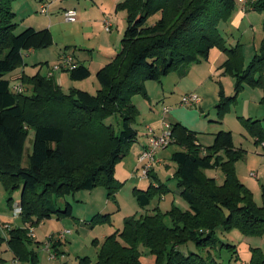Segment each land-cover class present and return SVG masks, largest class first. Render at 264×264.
<instances>
[{"label": "trees", "instance_id": "obj_1", "mask_svg": "<svg viewBox=\"0 0 264 264\" xmlns=\"http://www.w3.org/2000/svg\"><path fill=\"white\" fill-rule=\"evenodd\" d=\"M15 1L0 0V182L9 194V204L11 195L20 191V216L28 224L9 231L8 246L14 259L37 263V254L27 248L34 240L29 237L30 228L53 217L72 218V205L66 201L60 205L68 196L103 186L110 198L121 189L116 166L139 140L134 128L138 110L132 97L142 94L148 98L146 82H161L172 72L205 61L216 48L227 56V71L240 73L234 95L220 103V118L244 84L260 88L264 103V40L261 53L245 71L242 47H227L219 30L220 23L232 16L236 0H126L121 5L127 12L121 49L97 72L96 94H66L53 78L41 74L24 75L22 84L29 85L31 92L16 94L6 75L24 66L23 51L42 50L52 43V37L47 29L27 28L16 34ZM247 7L261 11L264 0H250ZM158 14L159 20L149 25V19ZM66 72L73 81L91 75L79 63ZM243 122L252 137L264 142L261 120ZM170 126L175 144L183 148L173 159L178 164V189L189 210L173 207L164 214L156 208L126 219L122 231L108 236L100 246L95 264H143L141 246L149 249L157 264H224L211 256L185 254L181 247L193 243L209 252L220 246L239 260L236 245L223 243L218 231L236 229L245 236L264 233V210L256 206L252 193L237 177L235 165L244 151L234 147L230 133L218 132L214 144L205 150L197 144L195 132L180 123ZM31 130L34 137L25 167ZM212 168L224 174L222 185L203 173ZM134 193L139 206L147 209L153 198L161 200L166 191L151 184L146 190L135 188ZM110 217L109 213L97 214L91 223H104ZM82 263L90 261L86 257ZM249 264H264V254L255 250Z\"/></svg>", "mask_w": 264, "mask_h": 264}, {"label": "rangeland", "instance_id": "obj_2", "mask_svg": "<svg viewBox=\"0 0 264 264\" xmlns=\"http://www.w3.org/2000/svg\"><path fill=\"white\" fill-rule=\"evenodd\" d=\"M19 1H21L19 4L21 13H18L14 21L18 25L15 33H21L27 26L24 23L32 21L38 24V27H36L38 28L37 30L42 31L47 29L50 31L52 37V43L42 50L37 51L30 49L23 51L24 66L26 68L25 76L33 77L37 74H46L48 70H53L56 65L59 64L58 53L64 50L65 47L72 48L76 45L78 46V54L81 60H85L83 62L86 65L88 64L90 66L91 64L90 73L92 75L83 82H76L71 80V78H66L65 85L63 87L61 86V88L66 94H71L73 91H83L76 88L74 84L85 83L83 84V88H89L90 90V92H86L96 94L97 90L94 89L92 81L98 84L96 78L98 72L96 68L98 64L102 61L104 65L101 68L106 66L105 62L107 61L104 60V56H107L105 54L108 50L112 49L115 52H119L121 49V40L125 33L127 19V12L121 5H123L126 0H117L115 6L113 5V0H102L103 3L99 0L100 3H98V7L102 6L108 9V16H113L115 18L114 22L116 29L114 28L112 34L114 35L113 42H115V36L117 34L119 35L118 40L115 42L116 50L108 46V42L106 41V36H108V34L105 33L102 28L100 29L92 25V23L96 22L93 19L95 15L94 12L86 16V22L82 25L69 23L64 19L65 7L75 6L77 11L81 14L83 13L82 11H90L89 8L95 7V2L93 0H56L52 4L49 14L46 15L40 14L38 9V11L31 7L29 9L26 0ZM22 1L26 2L22 4ZM102 11L105 12L103 9ZM159 18V14L150 18L149 25L154 24ZM219 30L225 39L227 47H235L237 45L242 47L244 70L246 71L255 55L261 53L262 42L264 40V9L257 11L250 7H246V10L243 11L238 0H236L235 10L232 16L226 22L220 23ZM89 45H95L97 48L92 56L86 51L79 50ZM222 55L224 56L223 62L217 67L221 70V73H219L217 77V83L219 81L221 85V88L219 87L220 90L217 100L209 103V109H203L204 111L200 112H197L198 110L181 107L180 100H182L181 98L184 96L182 94L185 92V86L196 82L195 77L190 76L179 84L176 93L172 96L175 100L173 99L165 103V108L170 107V109H172V112L167 116L166 122L169 124L170 122H177L178 119L175 113L182 111V118L187 120L189 122L188 124L196 129L197 138L202 148L205 150L214 144L215 135L218 131L224 130L225 132H229L234 147L237 150L242 149L244 151L242 157L235 165L237 177L252 193L253 201L256 206L264 210V144L258 142L251 136L243 122L244 119H258L261 120L264 128L263 91L260 88H253L244 84L243 89L237 95L236 101L231 104L229 110L220 118V103L224 98L234 95L240 74L235 71H227V67L224 66L227 61V56L224 53ZM34 56L37 59L41 57L42 60L32 63V61L35 60ZM89 59V62L86 61ZM45 62H49V64L47 65ZM61 72L63 75H66V77L68 76L67 73ZM16 73L17 71L14 70L12 73L6 75V77L13 83H22L21 78L16 80L11 78ZM214 80L216 82V79ZM219 83L217 84L218 86ZM146 84L150 85L149 89L152 94L154 95V93H156L155 96H157L159 82L148 81L145 83V89ZM98 87L97 89H99ZM25 88V93L29 94L31 92L30 86L26 85ZM146 92L148 94L147 89ZM221 93L223 97H221ZM154 97L151 98L152 101ZM177 97H180V102H177ZM132 103L138 110L134 119V128L138 131L140 136H143V129H145V126L148 124L144 122L147 110L150 109L151 111L152 107L155 108L156 113H159L160 110L162 112L165 108L163 107V109H161V105L157 103L153 104V106H149V94L148 98L142 94L134 95L132 97ZM159 133H162V130ZM33 137L34 131L31 130L26 140V150L23 159V165L25 167L28 165V156L30 154ZM182 150L183 148L179 145L171 144L167 148L158 151L157 158L162 160V167L158 171V177L153 181L149 180V178L141 179L140 181L135 179L122 180L121 178L123 182L121 189L110 198L108 197L107 189L103 186L97 187L92 191H80L74 195L68 196L60 202V205L63 207L66 202H69L72 205L74 217L61 218L62 220L53 217L35 226L34 232L38 234V232L41 231L42 234H48L47 236L50 237L57 232L67 231V239L66 241H62V246L64 248V254H62L63 264H83L82 259L86 257L89 259L90 264H95L100 246L108 236L122 231L126 219L130 217L138 218L142 214L152 213L156 208L164 214H168L173 207L184 212L189 210V204L181 197L178 189V164L173 159V155ZM122 163H119L116 169L120 167L119 170H122L123 173L127 174L128 172L134 174L132 168H130L128 164ZM203 173L207 178L215 179L217 185H222L224 182V174L218 168L204 170ZM252 174L254 176H252ZM123 178L125 179L126 177ZM151 183L164 188L166 191V194H164L165 199L160 201L159 196H156L152 199L151 205L147 209H142L139 206L133 189L138 187L146 190ZM155 189H158V187H155ZM11 196L13 200L12 203L9 204V194L4 190L0 182V224L4 226L14 225V227L23 226L24 222L22 217L20 215H15V210L19 208L20 191L14 192ZM105 206H109L107 212H109L111 216L110 220L99 224L91 223L94 216L92 214L96 215L97 210ZM86 214L88 217L85 221ZM76 218L79 219L76 220ZM167 223L168 225L171 223L169 218L167 219ZM218 236L223 243L236 245L239 260L234 259L230 250L221 248L220 246L208 252L207 250L198 248L193 243H189L188 245L182 246L181 251L185 254L194 252L205 257L211 256L224 264H249L255 250L261 251L264 254V233L260 236H245L234 229L230 232L218 231ZM48 237L44 239L43 243L48 241ZM36 250H38L40 254L44 253L46 255L43 264H55L53 263L55 261L51 262L50 253L43 244L41 248H36ZM140 252L143 264H157L155 257L151 255L149 249L141 246Z\"/></svg>", "mask_w": 264, "mask_h": 264}, {"label": "crops", "instance_id": "obj_3", "mask_svg": "<svg viewBox=\"0 0 264 264\" xmlns=\"http://www.w3.org/2000/svg\"><path fill=\"white\" fill-rule=\"evenodd\" d=\"M26 1H27L29 9L31 7L32 9L35 8L36 11H38L37 9H39V0H26ZM26 1H22L23 2L22 4H24ZM93 1L95 2V7L89 8L90 11H87V10H86V12L82 11L83 13L80 14L77 11L75 6L74 7H65L64 11L69 10V9H74V10L77 11L78 20L73 23V24H77V25L84 24V22H86V16L88 14H91L92 12H94L95 15H94L93 19L96 22L92 23V25H94L95 27H98L100 29L102 28V30H104L103 29V21H104V19H109L112 22L113 26H112V29H111L110 32H106L104 30V32L108 34V36H106V41L108 42V46H111V47H113V49L116 50V43L115 42H116V40H118L119 35L117 34L115 36V42H113L114 41V35L112 34V31L114 30V28L116 29V25H115V22H114L115 18L113 16H108V14H107L108 13V9L103 8L102 6L98 7V3H100L99 0H93ZM113 1H114L113 5L115 6L116 3H117V0H113ZM20 2L21 1L17 0V1H15L13 3V6H12V9L15 12L16 17L18 15V13H21L20 12L21 8H19ZM122 2H120V3H122ZM101 3H103L102 0H101ZM51 8H52V6H51ZM102 9L105 12H103ZM24 24L27 25L26 27L24 26L25 27L24 30L27 29V28H33L35 30L38 29V28H36V27H38L37 26L38 24L36 22L29 21V22L24 23ZM125 30H126V28H125ZM37 31H41V30H37ZM88 47H91V48H88ZM88 47H86V48L82 47L79 50L86 51L88 54H90L92 56L97 48H96L95 45H89ZM68 48H69V50H68ZM37 51H39V50H37ZM61 52H67V53L72 54L77 63L84 64L91 71V64H90V66L88 64L86 65L83 62L85 60H83V61L81 60V58H80V56L78 54V46L75 45L72 48L71 47H65L64 50H62V51H60L58 53V57H59ZM117 53L118 52H115L112 49L108 50L106 52V54H105L107 56H104V60L107 61L105 63L108 64L109 61ZM222 54L223 53L221 51H219L218 49L214 48V49H212L210 51L209 57H208L207 60L202 61L200 63L191 64L188 67L181 68V69H179V70H177L175 72H172L168 76L164 77L161 80V82H159V84H158L159 89H157L155 87L157 89V91H158L157 96H155L156 93H154V95L152 94L151 90L149 89L150 85L146 84V89H147L148 94H149V106H153V104L157 103V104L161 105L160 107H161V109H163V107L165 106V103H167V101H170V100L174 99L172 96L176 93V90H177L179 84L183 80L189 78L190 76H194L195 79H196V82H193L192 84H189L188 86H185V92L182 95L185 96V95H188V94H191V93H196L201 98V103H200L199 107L197 109H193V110H198L197 112H200V111H204L203 109H209V107H210L209 103H212V102L217 100V97L219 95V90L221 88L220 87L221 85H220L219 81H218L219 86L217 85L218 84L217 83V77H218L219 73H221V70L218 69L217 67H218L219 64H221L223 62L224 56ZM35 56H37V55H35ZM35 56H34L35 60H33L32 63H36L37 61H41L42 60L41 57H38V59H37ZM86 61L89 62L90 59L86 60ZM45 64L48 65L49 62H45ZM25 65H26V62H25ZM103 65H104L103 62L101 61L98 64L96 70L99 71ZM16 71H17V73L11 77L13 80L20 79L24 75H26L25 74L26 73L25 66L18 68ZM49 72L50 71L48 70L46 74H42V75L48 77ZM63 72L67 73L68 76L66 77V75H63L61 71H55L54 75L52 77L57 82V84H59L62 87L65 85V80H67L66 78H69V79L71 78L69 72H66V71H63ZM214 79H216V82H215ZM83 81H76V82H83ZM12 83L13 82H11V84ZM83 84H85V83L74 84V86L76 88H78V89L83 90V91H89L90 92L89 88H86V89L83 88ZM92 85H93L94 89L98 90L97 87L99 86V84L94 83V81H92ZM152 97H154L153 101L151 100ZM179 100H180V97L179 98L177 97V102ZM168 108L170 109V107H168ZM151 109H152L151 111H150V109L147 110L146 119L144 120V122H146L148 124L145 126V129H143V131H144V133L142 134L143 136H140V134H139L138 142L133 144V146H131L129 154L120 162V163L124 162L125 164H128L130 166V168H132V172L134 174H130L128 172H127V174H125V173L122 172V170H119L120 167H117V169L115 170V172H116L115 173V177L121 183H123L122 180H127V179H135V180H138V181L141 180V178H140L141 165H139V163H138V158H139L140 154L142 153V151L144 150V148L148 145V127L152 128L153 131L156 134H160L159 132L163 129V124H164V122H166L167 116L172 112V109H170L171 111H169V113H167V114H164V112L163 111L161 112V110H160L159 113H156L155 108L151 107ZM152 112H154V113H152ZM175 116L177 117L178 121L177 122H170V124L180 123L181 125H183L187 129L197 133L195 131L196 129L193 128L192 126H190L188 124L189 122L187 120L182 118V116H183L182 111H178L177 113H175ZM220 131H222V130H220ZM220 131H218V132H220ZM261 143L264 144V142H261ZM197 144H200L199 139H198ZM158 160H159V164L154 169V171L151 174V177L149 178V180H151V181H153L155 178L158 177V171L162 167L161 166L162 160L160 158ZM129 175H131V176H129ZM123 177H126V178L124 179ZM121 178H122V180H121ZM153 186L154 187H158L159 185L153 184ZM135 188H138V187H135ZM138 189H141V188H138ZM164 199L165 198L162 196L160 201H163ZM19 204H20V198H19L18 205ZM108 208H109V206H105L103 208H100V209L97 210L96 213L97 214L109 213V212H107ZM92 215L95 216V214H92ZM87 217H88V215L86 214L85 215V221H86ZM77 219H79V218H76V220ZM59 220H62V219H59ZM8 227H9L8 229L4 230L1 227V224H0V264H11L12 260L14 259V255H13L12 251L10 250V248L8 246L9 231L12 228H27L28 224L24 223L23 226H19V227H14V225H9ZM34 233H35V239L33 240V243L30 244L27 248H28L29 251H33V252H35L37 254L38 261L35 264H43L46 255L44 253H41V254H43V255H41L38 252V250H36V248H41L42 243H43L44 239H46L48 237L47 236L48 234H42L41 231H39L38 234L36 232H34ZM62 233H64V237L60 241L54 240L53 245L51 246V249L49 251L50 254H52V255L56 254V256H57L55 259H50L51 262L55 261V262H53L55 264H63V260H62L63 259V255L62 254H64V248L62 246V244H63L62 241H64V240L66 241V239H67V237H66L67 231H65V232H57L55 234H52L51 236L49 235L50 237H52V236L56 237L57 235L62 234ZM50 237H48V238H50ZM19 264H32V263L28 262V261H19Z\"/></svg>", "mask_w": 264, "mask_h": 264}, {"label": "built area", "instance_id": "obj_4", "mask_svg": "<svg viewBox=\"0 0 264 264\" xmlns=\"http://www.w3.org/2000/svg\"><path fill=\"white\" fill-rule=\"evenodd\" d=\"M56 0H39V12L42 15L49 14L52 4ZM250 0H238L243 11L246 10L247 4ZM64 19L66 22L74 23L78 20V13L74 9H69L64 12ZM112 22L109 19H104L103 29L106 32H110L112 29ZM59 64L51 70L48 74L49 78H52L55 71H71L77 67V62L72 54L67 52H61L59 55ZM11 90L16 94L25 93L26 88L22 83H12ZM201 103V98L196 93H191L185 95L181 102L180 106L187 109H197ZM170 109L167 107L163 110L164 114L169 113ZM176 140L172 135L171 126L169 123L164 122L162 133L156 134L152 128L148 127V145L144 148L142 153L138 158V163L141 165V179H148L151 177L152 172L158 166L159 160L157 158L158 151L160 149H165L171 144H175ZM252 176H254L252 174ZM20 208L15 210V215H20ZM1 227L6 230L9 227L7 225H1ZM29 237L35 239L34 228H30ZM64 237V233L57 235L56 237H51L45 243L44 247L47 251H50L51 244L53 240L60 241ZM56 254H50V259H55ZM11 264H19L18 259H13Z\"/></svg>", "mask_w": 264, "mask_h": 264}]
</instances>
